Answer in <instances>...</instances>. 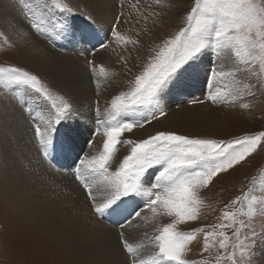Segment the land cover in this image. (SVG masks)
Here are the masks:
<instances>
[{
  "label": "snow or ice",
  "instance_id": "1",
  "mask_svg": "<svg viewBox=\"0 0 264 264\" xmlns=\"http://www.w3.org/2000/svg\"><path fill=\"white\" fill-rule=\"evenodd\" d=\"M139 2V0H137ZM159 11L142 13L137 8L140 21L124 17L123 0L120 11L112 21L107 41L103 48L112 44L119 46L117 62L122 71L131 77L128 87L117 88L110 107L100 110L99 101L94 109V127L87 147L93 138L102 137V151L94 155L84 153L69 167L83 186L90 200L93 213L100 218H115L121 228L147 219L166 216L171 222L159 229L148 241L156 251L149 259L141 256V248L147 244H133L122 231L120 246L125 253L123 264H208L207 260L189 259L193 251L190 245L203 235L201 253L215 250V264H255L257 241L264 242V225L258 232L252 222L257 214L264 216V209L257 213L255 197H238L225 205L221 223L199 227L191 232H181L179 226L195 222L202 216L205 199L203 192L222 173L242 165L249 157L264 151V131L258 134L237 137L232 141L190 137L174 131H159L147 139L137 141L121 137L125 132L144 128L153 120H162L168 115L165 99L181 78H193L202 58H207L204 85L206 100L193 99L192 104L211 102L249 109L253 100L264 96V0H194L185 16V24L162 44L146 46L143 37H156L148 28L162 23L165 15L162 0H156ZM27 37H43L55 45L56 39L70 40L79 33L81 39L91 43L97 39L94 31L85 32L70 22L77 15L76 7L68 2L50 0L34 8L29 0H16ZM167 8L175 7L168 0ZM135 7V6H134ZM145 7H150L146 5ZM89 25L95 21L85 15ZM143 22L144 27L134 32L121 30L122 24ZM10 47L18 45L0 31ZM95 46H93V53ZM146 52L143 63L137 67L132 52ZM92 65V61H89ZM136 71H133V69ZM95 74L96 68L90 67ZM100 74L105 77L120 76V71L109 72L101 65ZM0 85L5 89L26 88L50 102V117L43 129L37 123L34 138H39L42 156L47 158L56 143L59 127L72 119L73 105L65 97L53 94L41 78L22 68L0 69ZM113 87V81H109ZM239 102V103H237ZM177 106L179 104L177 103ZM127 148L126 154L119 153ZM66 158L69 152L61 147ZM115 169L113 170V165ZM264 189V177L260 180ZM247 210H243L244 202ZM242 205L233 211L234 205ZM143 213V215H142Z\"/></svg>",
  "mask_w": 264,
  "mask_h": 264
},
{
  "label": "bare ground",
  "instance_id": "2",
  "mask_svg": "<svg viewBox=\"0 0 264 264\" xmlns=\"http://www.w3.org/2000/svg\"><path fill=\"white\" fill-rule=\"evenodd\" d=\"M71 1L73 2V6L76 7L79 12L84 15H90L94 21H97V25L103 27L106 26L107 29L111 28L108 23L117 15L119 11V9L117 10V7L120 5V2H117L120 0ZM142 1L145 2V4L137 2V0H123V19L128 17L131 21L132 17H135L137 21H140V15L136 11L137 8H139L142 13L160 10V5L157 4L156 0ZM116 2L118 3L117 5H115ZM162 3L164 4L163 11L166 13L161 17L162 23H157L153 26L151 19H149L147 24L148 28L153 29V32L157 34L155 38L151 35L148 37L149 43L153 45H155L156 41L158 42L159 38L168 36L170 33L174 35L175 32L179 30V23H177L178 15L176 14V11L175 13H172V9L174 8L169 11L166 6L168 3L167 0H162ZM146 5H150V7H145ZM18 12L19 10L11 1L0 0V26L4 33L7 34V37L18 45V47H16L18 61L30 69L32 68L39 72H43V74L45 73L54 84L66 88L70 92L67 94V98L70 99L74 108L79 109L84 100L88 102L91 95H94V98L97 96V98L100 99L99 107L100 110L104 112L106 108L110 107L111 96L114 95L116 89H124L128 87L127 81L130 80L131 77L122 71V65L117 62L119 46L113 51V43H109V47H102L100 49V54L97 52L98 55L94 53L92 56L95 57L93 59L95 67L103 65L109 72L112 70L120 71V76L105 77L103 74H100L98 69V73L96 72V77L93 80L94 85H92V83L90 85V75L86 71L85 66H81L83 65L82 59H86L87 57H80L82 59L67 57L52 51L49 46L36 37L28 38L27 33L23 31V28L27 27L26 25H23V28L21 29L17 28V24H23L20 13L17 16ZM128 25L132 32L144 27L142 21L139 23L131 22ZM70 41L72 52H75L76 46L78 45L76 37H71ZM143 42L147 47V41H144L143 39ZM136 56L137 53L133 51V60H135ZM139 56L140 59L135 60L137 67L143 63L145 54L139 53ZM97 59H99L100 62H98ZM200 66L201 64L199 65L198 72L202 76L205 74V70L209 65L205 64L203 67ZM133 71H136V69L134 68ZM109 81H113V87L108 86ZM22 92L25 94L24 91ZM27 94L28 95L23 96V98L31 111L36 115L39 126L43 129L46 127L47 121L50 117V106L40 107L41 102H39V99L36 96L32 97L29 92H27ZM192 96H199V93L194 92ZM96 106V104L94 107L88 105L87 111L82 109L80 117L78 115L81 111H74L73 117L75 118L73 119L72 117L71 120L66 121L65 127L67 129H71L75 126L77 132L72 139V142L76 144L77 147L83 148V144H87V141H84L86 137H83L85 134L80 133L83 125H86L90 130H85L86 135H88L86 139L88 140L91 138L92 127H94L91 111L94 112ZM213 109L208 105L193 108L184 107L182 110H174L159 123L162 124L164 128L167 127L168 129L181 131L182 134L189 135L190 137L221 139L218 135L220 134V131L228 126L230 121H235L238 117H241L240 115H243V111H235L231 113L229 111L226 112L224 110ZM17 110H20V108H15L7 102H4L1 105L0 141L8 172H20L18 176L16 174V176H11L9 179L12 181L14 187L13 192L16 195L18 202L25 206L27 215L26 220L33 225L39 234L50 239V242L57 244V247L59 248H65V259L69 261L70 264H123L125 256L121 246L115 238L117 235L114 236V234H112L107 227H104V225V231L94 228L95 225L92 224L93 216L90 215V211L88 210L89 203H87V194L83 187L77 186L79 181H76V178L69 175L71 169L64 173L63 176L57 174V177L52 179L49 175L48 169L44 168L45 163L39 155L36 147L30 152L31 155L27 156L26 162L32 171L34 170L36 173L42 174L45 181L40 174L30 178L31 174H29L26 169V163H21V159L24 158L28 147L23 136L26 129L24 130L22 121L24 122L27 120H24V116L17 114ZM169 111L170 109L168 112ZM243 113L250 114L251 111L247 110ZM97 137L98 142L102 144V137ZM97 137H94V141ZM86 148L87 146L84 148L85 151ZM83 152L84 151L79 150L74 153V156L78 158ZM96 153L97 152L88 154L94 155ZM55 165L57 166V164ZM115 166L116 165L114 164L113 170L115 169ZM31 185L36 186L37 192L34 191ZM72 185L75 187H72ZM26 187L31 188L32 192ZM91 213L95 216L93 219L98 221V216H96L92 210ZM149 222L150 221L147 220L142 221L141 219L139 220L138 225L141 226L144 223L150 224ZM133 235H135L134 232H128V236L131 239L133 238ZM138 244H140V242H138ZM152 249V244H149L147 248H142V258L147 260L153 256L151 255ZM262 263L264 264V259Z\"/></svg>",
  "mask_w": 264,
  "mask_h": 264
},
{
  "label": "rangeland",
  "instance_id": "3",
  "mask_svg": "<svg viewBox=\"0 0 264 264\" xmlns=\"http://www.w3.org/2000/svg\"><path fill=\"white\" fill-rule=\"evenodd\" d=\"M9 1H11L15 5V7L19 10L16 0H9ZM45 2L46 0H29V3L34 8L37 9H39V7L43 5ZM47 2H50V0H47ZM60 2L63 3L68 1L60 0ZM117 2L115 3V5L118 4ZM139 2L145 4V2H143L142 0H139ZM171 3L175 5V7H173L174 9L172 8L171 9H172V13H175L176 11V14L178 15L177 23H179V29H180L185 24V16L187 12L190 10L191 6L194 4V0H171ZM71 4L73 5L72 1ZM118 9L120 11L119 5L117 7V10ZM77 13L78 14L75 15V17L69 18L72 24H74L76 20H79L84 23H89L87 20H85L84 14H82L79 11ZM18 14L19 12L17 13V16ZM121 18L123 20V17ZM112 21L113 20H111L108 23L109 26H112ZM96 22L97 21H95V23L92 26L96 29L97 33H101L103 37L106 39L107 36L109 35V29H107L106 26L103 27L97 25ZM129 29L130 27L128 24L121 25L122 31H127ZM0 31L4 32L1 26H0ZM74 36L77 37V35ZM74 36H72V38H74ZM172 36L173 35L170 33L168 36L159 38L158 42L156 41L155 45L162 44L165 39L171 38ZM148 37L149 36L143 38L144 41H147L148 43L147 47L149 45L155 46L149 43ZM38 39L47 46H49L52 49V51L57 52L61 55L67 57H73V58L87 57L86 59L80 58L82 59V63H83V65L81 66L82 67L85 66L86 71L89 73L91 78L90 85L91 83L92 85H94L93 80L95 79L96 74L98 73V69L100 68V65L95 67L97 73L95 72V74H93L90 72L89 68L94 65L93 59L95 58L94 56H92V54L90 55V53H93V48L89 49L83 45L78 44L76 46L75 49L76 53H75L72 52V46L70 40H65L63 38L56 39L55 42H57V45H54L53 43H50L47 39L43 37H39ZM100 49L101 48H95L94 53L97 54L98 52V54H100L101 53ZM16 52H17V48L10 47L9 44L6 42L5 37L0 35V69H6L9 67H19L28 70L38 75L41 78L42 82L50 88L53 94L61 95L65 97V99H68L67 94L70 92L66 88H62L61 86L59 87V85L54 84L45 73L43 74V72H39L38 70L32 68L30 69L25 65H23L22 63H20L18 61V56ZM141 53L146 54V52H141ZM89 61H92V65L89 64ZM97 61L100 62L99 59H97ZM200 64H201L200 67H203L205 64H208L207 58H202ZM202 76L200 75L199 72H197V74L193 78H187V77L181 78V81L173 88L172 93L165 99V106L168 108V110L177 109L180 106L195 107L201 105V104H192V103L185 104V102L191 101L193 99L206 100L205 95L199 97L202 93L200 91V87L198 86V83L201 86V84L204 81L205 74H203ZM185 79L187 82H185V84H182ZM22 91H24L25 94ZM27 92H29L32 97L36 96L39 99V102H41L40 107L43 106L47 107L48 105L50 106V102L45 101L41 96H39V94H36L30 89L18 88V87L13 89H5L3 85H0V108L4 102H7L9 105L15 108L16 107L20 108V110L16 111L17 114H19L20 116H24V120H27L24 122L22 121L24 130L26 129L23 136L28 144V147L25 152L24 158L21 159V163L22 164L26 163V169L29 172V174H31L30 178H33L38 174H40V173H36L34 170L32 171V169L28 167V163L26 162L27 156H30L31 155L30 152L37 147L39 155L42 157V160L45 163L44 168L48 169L50 177L54 179V177L55 178L57 177L56 176L57 174L63 176V174L66 173L71 168L68 167L67 169H64L62 166L64 162L66 163L69 162V158L66 161V157L63 155L61 151V147L63 146V148L66 149L68 152H70L71 148H75L73 144L69 148L64 147L66 141L71 140L70 137L72 139L75 137V134L77 132L75 126H73V128L71 129H67L65 127L66 126V122H65L59 127L56 133V138H57V145H59L60 148L58 151L56 150V148H53V151L56 152L57 157L55 158L49 156L47 158H44L42 156V146L38 142L39 138L38 137L34 138V129L38 123L37 117L33 113V111H31L30 107H28L27 103L23 98V96L28 95ZM194 92H198L199 96H192ZM111 98H113V95L111 96ZM68 100L70 101V99ZM96 101H100V99L97 98V96L96 98H94V95H91L88 102L84 100L82 106L79 109L73 107V111H81L80 114L78 115L80 117L82 113V109L87 111V106L91 105V107H94ZM177 103L179 104V106H177ZM210 105H211L210 107L214 108L215 110L222 109L224 106L219 104L212 105L211 102ZM234 109L241 111L249 110L251 111V113L248 114L242 112L243 115H240L241 117H238V119H236L235 121L229 120L230 124L226 126L224 129H222L220 131V134H218L221 139L218 138H210V139L230 142L237 137L258 134L260 131H264V96H260V98L253 100L250 104L249 109L230 106L229 112L231 113L235 112ZM91 116L93 117V123H94L95 116H94V112L92 111H91ZM74 118L75 117H73V119ZM160 121L161 120H153L150 124H147L144 128H136L132 132H125L122 135L121 139L122 140L133 139V140L141 141L147 139L148 137L154 135L159 131H174L182 134L181 131L168 129L167 127L164 128V126L159 123ZM26 122L28 125L26 124ZM234 122H239V123H234ZM86 129H88L86 125H83V128H81L80 133L85 134L83 137L87 138L88 135H86L85 132ZM61 137H64L66 139L60 140ZM86 138L84 140L85 142L88 141ZM85 144L86 143L83 144L84 153L88 152L92 154L93 152L102 151V144L98 142V137L93 142L92 147L91 148L87 147L86 151L84 150ZM127 150H128L127 148L123 149L119 153V155L123 156L124 154H126ZM71 157L77 158L76 156H74V154H72ZM4 159L5 156L0 141V264H70V262L65 259L66 258L65 257L66 252L64 251L65 248H59L57 247V244L50 242L51 241L50 239L39 234L37 230L33 227V225L26 220L27 215H26L25 206L24 204L18 202L17 197L13 192L14 187L12 181L9 179L11 178V176L12 177L16 176V174L18 176L20 172L19 171L8 172V168L6 166ZM55 164H57V166ZM8 173L11 175H9ZM69 175L75 178L72 169L69 172ZM40 176L42 177L43 175L40 174ZM262 177H264V151H259L258 153L253 154V156L249 157L248 160L245 161L242 165H239L233 170H230L229 172L222 173L219 176H217L213 180L212 185L208 189H206L202 194L205 199L206 206L203 208L201 218L195 222H189L180 225L179 230L181 232H191L196 228L205 227V226L207 227L208 230H211L212 225L222 222L220 220V216L221 213L225 210V205H230L233 200L245 195L249 196L250 198L251 197L256 198L257 202L254 205V207L256 208L257 213H259L262 209H264V189L260 187V180ZM42 178L45 181V178L44 177ZM31 186L33 187L34 191L37 192L36 186L35 185H31ZM77 186L83 187L80 183H77ZM72 187L75 186L72 185ZM27 189L32 192L31 188H27ZM87 201H88L87 203H89L88 210L90 211V215L93 216L92 224L95 225L94 228L104 231V227H107V229L110 232H112L114 236L117 235L115 238L119 243V245H120L119 233L123 231L130 242H132L133 244H138V242H140V244L141 243L147 244L146 247H142V248H147L149 246L148 241L151 239V237L157 234L159 229H161L163 226L171 222V218L166 216L157 217L155 221H153L151 217V213L149 212L148 218L142 219V221H146V220L150 221L149 222L150 224L144 223L143 224L144 226L143 225L140 226L138 225L137 221L134 220L131 225H126L124 228L116 227L114 223H107L103 220H100L99 217H97L98 221H95L93 219L95 218V216L91 213L92 209H90L91 202L89 199H87ZM241 207L242 205L237 204L233 206L232 210L238 211L239 209H241ZM243 210L244 211L247 210L246 201L244 202ZM252 222L256 225L257 231L259 232L261 230V225H264V216L257 214V216L255 217L254 220H252ZM138 230L140 233L138 232ZM128 232H134L135 235H133L132 238L133 240L128 236ZM202 240H203V235L202 234L198 235L197 241H194L190 245L193 251L189 254L188 258L196 259L197 261L207 260L208 264H215V250H213L210 253H201L200 250L202 248ZM152 246L153 249L151 250V255H154L156 249L154 245ZM263 248H264V242L257 241V247L255 249V256H254L255 264H263L262 263L264 259Z\"/></svg>",
  "mask_w": 264,
  "mask_h": 264
},
{
  "label": "crops",
  "instance_id": "4",
  "mask_svg": "<svg viewBox=\"0 0 264 264\" xmlns=\"http://www.w3.org/2000/svg\"><path fill=\"white\" fill-rule=\"evenodd\" d=\"M209 65V64H208ZM201 80H203V79H201ZM200 80V81H201ZM199 81V82H200ZM185 82H187L186 81V79L183 81V83H185ZM198 86L200 87V91H201V95L199 96V97H201V96H203V95H205L206 96V93H207V86L206 85H204V83H202L201 84V86L199 85V83H198ZM239 103V102H238ZM185 104H188V103H185ZM204 105H208V106H211L210 105V102H207V103H205V104H201V105H198V106H204ZM185 106H182V107H179V108H177V109H170V111L168 112V114H170L171 112H173L174 110L176 111V110H182V108H184ZM195 107H197V106H195ZM185 108H193V107H185ZM211 108V107H210ZM229 108H230V106H223V108L222 109H219V110H224V111H229ZM213 109V108H212ZM213 110H215V109H213ZM234 111H241V110H235L234 109ZM243 112H246L247 110H242ZM168 116V115H167Z\"/></svg>",
  "mask_w": 264,
  "mask_h": 264
}]
</instances>
